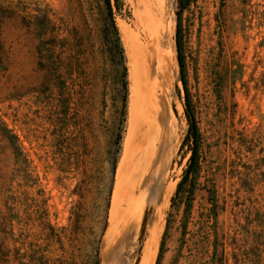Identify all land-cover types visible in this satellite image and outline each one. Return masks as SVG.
<instances>
[{
	"label": "rangeland",
	"instance_id": "obj_1",
	"mask_svg": "<svg viewBox=\"0 0 264 264\" xmlns=\"http://www.w3.org/2000/svg\"><path fill=\"white\" fill-rule=\"evenodd\" d=\"M111 4L0 0V264H264V0L182 12L180 190L178 0Z\"/></svg>",
	"mask_w": 264,
	"mask_h": 264
},
{
	"label": "trees",
	"instance_id": "obj_2",
	"mask_svg": "<svg viewBox=\"0 0 264 264\" xmlns=\"http://www.w3.org/2000/svg\"><path fill=\"white\" fill-rule=\"evenodd\" d=\"M190 0H178V18H177V30H176V47H177V53H178V60L180 64V72H181V79L182 83L184 85L185 89V95H186V104H185V114L187 117V121L189 124V130L186 137V144L191 141V158H190V164L186 171V176L182 180V182L179 185V190L182 189L184 183L190 175H192L196 169H198L199 166V142H200V133L198 130V127L196 125V121L194 118V114L192 112L191 103H190V97L189 92L187 89V83H186V72H185V62H184V54H183V39H182V12L186 9L188 6ZM105 3L107 5V8L109 10V15L113 18V10H112V4L111 0H105ZM113 34L116 39V45L119 50V55L122 59H124V49L121 44L120 40V33L118 30V27L116 26L114 19H113ZM160 258V257H159ZM158 258V262H159ZM157 262V264H159Z\"/></svg>",
	"mask_w": 264,
	"mask_h": 264
},
{
	"label": "bare ground",
	"instance_id": "obj_3",
	"mask_svg": "<svg viewBox=\"0 0 264 264\" xmlns=\"http://www.w3.org/2000/svg\"><path fill=\"white\" fill-rule=\"evenodd\" d=\"M138 112V111H137ZM138 114V113H137ZM143 114V113H142ZM144 115H146V114H144ZM133 116V115H132ZM130 119V118H129ZM147 119V118H146ZM131 122V121H130ZM134 123V122H133ZM136 124V123H135ZM157 125V124H156ZM155 125V126H156ZM132 126H133V124H132ZM134 128V127H133ZM158 128V127H157ZM155 130H156V128H155ZM131 132H133V129H132V131ZM130 134V133H129ZM151 136L150 135H148L147 134V136H144L142 139H141V142H140V146H138L137 147V151L134 153V154H132V156L130 157L129 155L130 154H128V156L126 157L127 159L129 158V160H127V159H125V160H123V162H122V164H121V167L124 165L125 167L127 166L126 164H128V162L130 163V160H131V163H130V165L134 168V175L137 177V182L138 183H142L143 184V182L144 181H147V180H145V178L147 177V175L149 174V172L150 173H152V165L154 164V165H156V163H155V161L154 160H156V156H157V149H155V147L154 146H156L155 144H154V141H155V138L157 137H154L153 135H155V133L154 134H152V131H151ZM159 134V133H158ZM129 136V135H128ZM131 137L132 136H130V140H131ZM137 137V136H136ZM129 139V138H128ZM156 143L158 142L157 140L155 141ZM139 143V142H138ZM134 148H136V147H134ZM133 148V149H134ZM124 157V156H123ZM123 159V158H122ZM153 165V166H154ZM124 167V168H125ZM121 170H123V169H121ZM118 171H120V170H118ZM120 173V172H119ZM118 173V174H119ZM156 173V172H155ZM123 175H124V173H122ZM132 175V174H131ZM133 176V175H132ZM151 176V175H150ZM125 177V176H124ZM130 181V180H129ZM134 182V181H133ZM149 182V181H148ZM144 185V184H143ZM149 185V184H148ZM138 187V186H137ZM140 187V186H139ZM143 187V186H142ZM118 188H119V186L118 185H116V187H115V190H114V195H113V200H112V206H111V217H113V214H114V212H115V210H116V207L117 206H119L118 205V202H119V194H121V193H118ZM130 194V193H129ZM123 202V201H122ZM130 204H133V201L130 203ZM135 204H136V202H135ZM133 206V205H132ZM118 208H121V207H118ZM130 208V207H129ZM128 209V208H127ZM119 210V209H118ZM125 211V210H124ZM120 213V212H119ZM110 217V218H111ZM123 218V217H122ZM117 220H118V218H116ZM115 219V220H116ZM114 219L112 220V218H111V224H110V226H109V229H108V231H107V233H106V236H105V241H104V247L107 245V243L109 242V240H110V238H111V235H112V232H114V231H112V229H113V227H114V222H112V221H115ZM116 223V222H115ZM112 225H113V227H112ZM116 226V225H115ZM116 231V230H115ZM115 233V232H114ZM114 233H113V235H114Z\"/></svg>",
	"mask_w": 264,
	"mask_h": 264
},
{
	"label": "water",
	"instance_id": "obj_4",
	"mask_svg": "<svg viewBox=\"0 0 264 264\" xmlns=\"http://www.w3.org/2000/svg\"><path fill=\"white\" fill-rule=\"evenodd\" d=\"M176 49H177V47H176ZM177 56H178V53H177ZM178 62H179V60H178ZM179 67H180V64H179Z\"/></svg>",
	"mask_w": 264,
	"mask_h": 264
}]
</instances>
